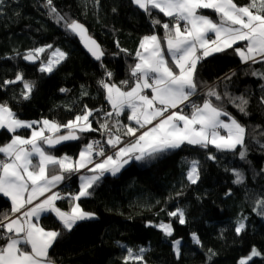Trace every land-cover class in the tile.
<instances>
[{"label":"trees","instance_id":"1","mask_svg":"<svg viewBox=\"0 0 264 264\" xmlns=\"http://www.w3.org/2000/svg\"><path fill=\"white\" fill-rule=\"evenodd\" d=\"M44 3L45 0H3L0 6V86L5 80H14L17 72H21L25 80L35 82V89L27 101L20 98L22 83L0 87V103L7 101L19 119L38 121L47 118L62 124L74 119L85 105L90 109H101L90 117L92 127L97 131L78 132L80 139L56 148L41 144L50 153L76 157L81 147L98 138L109 151L112 148L106 142L110 135H120L122 141L130 138L123 134L126 129L118 131L112 127L114 121L119 119L121 125L130 122L125 112L118 118L115 114L111 118L103 116L112 109L97 82L108 81L107 69L113 74L108 82L124 89L130 87V65L137 62L135 53L141 38L152 34L163 38L164 29L159 25L153 27L152 17L131 0H53L61 16L67 21L83 24L104 50L101 61H94L82 49L79 38L65 29L64 22L58 24L49 16ZM235 3L247 5L249 0H235ZM201 11L216 19L212 10ZM152 16L162 23L170 19L158 10H153ZM46 45H52V49L46 48L38 63L31 65L23 61L25 52ZM237 46L240 45L234 47ZM57 48L67 53L66 60L51 74L42 73L39 70L41 61L47 62L48 56ZM120 49H126L127 53ZM17 52L21 55L16 56ZM253 70L264 72V62L241 63L232 49L216 53L200 64L198 93L191 98L202 105L205 93L215 87L221 96L227 91L232 97L244 96L249 100L248 115H244L227 98L222 102L209 98L213 103L221 104L246 127L247 162L239 158L238 151L234 154L218 152L212 146L205 150L185 145L168 150L151 161L133 159L115 176L105 173L92 190L93 194L77 201L85 211L96 214L94 219L80 222L69 232L62 229L53 213L40 217L39 224L44 229L63 231L49 249L52 261L56 264H125L123 258L128 255V248L135 253L143 247L149 249L145 254L147 264H238L255 247L261 255L252 257L248 264H264V216L258 215L259 209L253 211L255 201L264 197V172L260 171L264 169V149L256 142L264 143V136L260 135L264 132V104L260 102L264 97L261 88L264 80L252 76ZM228 75L231 78L224 79ZM123 80H128L129 85H121ZM61 88L68 91L62 93ZM85 90L88 95L82 96ZM191 110L187 112L190 114ZM222 119L227 120V117ZM105 120L110 131L100 129ZM17 132L27 135L29 129ZM12 135L0 129V145L8 143ZM209 152L216 160L207 159ZM3 158L0 154V159ZM193 159L200 162V179L194 185L186 179L189 162ZM232 169L243 172V184L233 183L236 177ZM56 172H59L58 165L53 170ZM63 175L67 180L62 185L65 195L57 204L68 209L69 194L77 192V176L74 173ZM229 191L231 195H226ZM177 208L185 212L187 223L184 225L168 215ZM10 210L8 199L0 195V213ZM243 217H246L245 229L238 236L236 222ZM149 222L151 225L171 222L173 235L165 236ZM192 233L197 234L200 244L193 241ZM173 240L181 241L179 259L173 251ZM209 249L216 253L211 261L208 260ZM127 264L140 262L130 259Z\"/></svg>","mask_w":264,"mask_h":264},{"label":"snow or ice","instance_id":"2","mask_svg":"<svg viewBox=\"0 0 264 264\" xmlns=\"http://www.w3.org/2000/svg\"><path fill=\"white\" fill-rule=\"evenodd\" d=\"M2 3L3 0H0V6ZM131 3L152 17L153 27L159 25L164 29V37L152 34L141 38L135 53L137 62L130 65L134 86L125 90L108 82L113 74L107 69L105 75L108 81L101 79L97 83L104 90L105 99L112 109L104 112V117L111 118L115 114L118 118L125 109L130 110L127 118L138 127L121 125L119 119L114 121L112 127H116L118 131L120 128L126 129L123 134L134 142L125 143L120 135H110L106 143L115 149L113 155H106L104 144L93 141L85 145L79 153V159L75 161L67 156L57 158L46 151L41 142L52 148L64 141L80 139L78 132L97 131L92 127L90 117L101 109H90L85 105L73 120L62 124L47 118L40 121L19 119L7 101L0 103V129L13 134L8 143L0 145V154L4 157L0 159V194L11 201L10 212L0 213V241H3L0 243V264H53L49 249L63 235V231H46L40 227L41 215L54 213L62 229L69 232L80 222L94 219L96 214L85 211L77 201L82 197H90L105 173L115 176L133 159L151 161L168 150L190 145L205 150L212 146L218 152L235 154L238 151L239 158L247 162L246 127L221 104L213 103L209 98L214 97L219 102L227 98L244 115H248L249 100L244 96L232 97L227 91L221 96L215 87L209 88L205 93L202 105L194 103L191 98L198 93L200 64L216 53L232 49L240 57L241 63L264 62V0H249L247 5H238L235 0H131ZM43 6L58 24L64 22L66 30L80 37L95 60L101 61L105 52L88 35L83 24L76 20L67 21L53 5V0H45ZM208 9L215 13L216 19L201 11ZM153 10L163 13L170 18L169 21L162 23L160 19L154 18ZM238 42H245L244 48L234 47ZM117 47L119 48L118 43ZM46 48L52 49V45L30 49L23 54V59L35 63ZM120 51L127 53L126 49ZM15 55L21 54L17 52ZM66 58L67 53L57 48L48 56L47 62L41 61L39 70L51 74ZM250 74L264 80V72L253 70ZM231 75L224 79H230ZM17 82L23 85L20 98L29 100L35 89V82L25 80L23 74L17 72L15 79L5 80L3 86ZM120 83L129 85L128 80ZM261 88L264 90V85ZM145 89H150L151 95L145 94ZM60 91L63 93L68 90L61 88ZM81 95L86 96L88 93L85 90ZM260 102L264 104V97H261ZM181 106L191 107V113L186 114ZM222 117H227V120ZM18 129H32L31 135L21 136L17 133ZM61 129H67V133L59 134ZM100 129L110 131L107 120L100 124ZM141 129L145 130L141 132ZM219 129H224L227 135H222ZM260 135L264 136V132H260ZM253 139H256L255 136ZM256 142L264 149V143L259 140ZM94 153L103 159L94 162ZM34 157L39 158L38 163H34ZM207 159L216 160V156L209 152ZM89 164L93 166L89 168ZM57 165L60 174H53ZM189 165L186 179L194 185L200 179V162L193 159ZM83 168H87L93 175L80 177L82 182L79 191L69 194L70 209L63 211L57 207L56 201L64 196L52 189L66 179L63 173H76ZM260 171L264 172V169ZM232 172L236 177L233 183L243 184V172L237 169H232ZM45 193L50 194L39 199ZM226 195H231V192ZM255 205L253 211L259 209L258 215L264 216V197L258 198ZM168 215L176 218L180 225L187 223L183 209L177 208ZM245 219L243 217L236 222L235 233L238 236L245 229ZM151 226L159 228L165 236L173 235L171 222ZM192 239L197 244L201 243L196 233H192ZM180 243V240L172 242L178 259L181 255ZM25 245L30 246V251ZM148 251L149 249L141 247L134 253L132 248H128V255L123 258L125 264L130 259L147 264L145 254ZM208 253V260L211 261L216 253L212 249ZM259 255L261 253L253 247L249 256L242 258L238 264H248L252 257Z\"/></svg>","mask_w":264,"mask_h":264},{"label":"crops","instance_id":"3","mask_svg":"<svg viewBox=\"0 0 264 264\" xmlns=\"http://www.w3.org/2000/svg\"><path fill=\"white\" fill-rule=\"evenodd\" d=\"M182 22L183 21H181V24H182ZM213 35V38H215L214 37V34H212ZM237 45H240L239 47H241V48H244V45H245V42H238V44ZM164 47H165V50H166V44L164 45ZM240 58V57H239ZM169 59H170V57H169ZM257 59H259V58H257ZM174 67V66H173ZM132 84H131V86H134V80H133V78H132V82H131ZM117 86H119V85H117ZM130 86V87H131ZM125 90H127V89H125ZM144 92H145V94H147V95H151V90L150 89H145L144 90ZM170 111H172V110H170ZM192 111V110H191ZM125 114H126V117H128V114H130V110H128V109H125ZM124 112H123V114H124ZM186 114H189L187 111H184ZM191 113V112H190ZM121 115H122V113H121ZM128 119V118H127ZM42 120V119H41ZM50 120V119H49ZM73 120V119H72ZM38 121H40V120H38ZM130 122V124H128L129 126H132V127H138V125H136L135 124V122L134 121H129ZM155 123V122H154ZM40 126H42V125H40ZM34 127H37V126H34ZM150 127V126H149ZM19 130V129H18ZM17 130V131H18ZM145 129H141L140 131L142 132V131H144ZM31 131H32V129H29V132H28V134L27 135H21V134H19L18 132V134L19 135H21V136H24V137H29L30 135H31ZM63 131V133L65 132V134L67 133V129H61V131L60 132H62ZM218 131H220V133H223L224 132V134L225 135H227V132L224 130V129H219ZM47 134V133H46ZM139 134V133H138ZM223 135V134H222ZM132 138H129V139H127V140H125L124 142L125 143H132V142H134L133 141V139L131 140ZM72 141V140H71ZM66 142H70V141H64V142H62V144H64V143H66ZM42 145V144H41ZM87 145V144H86ZM42 147H43V145H42ZM85 146H83V147H81V149H80V151L84 148ZM117 147H120V145H118ZM80 151L78 152V154H77V156L76 157H73V156H70V155H68V154H53V153H50L51 155H53V156H56L57 158H60V157H65V156H67V157H70V158H72V160L73 161H75V160H77V159H79V153H80ZM114 152H115V149H112V150H109L108 151V154L107 155H113L114 154ZM33 160H34V163H38V160H39V158L38 157H34L33 158ZM89 167H92L93 165H91L90 166V164L88 165ZM53 174H60V172H56V173H53ZM91 175H93V173L92 172H89L88 170H87V168H83V169H81L79 172H76V173H74V176H77V186H78V188H77V192L79 191V186H80V184H81V179H80V177L81 176H91ZM59 185V184H58ZM57 185V186H58ZM56 186V187H57ZM56 187L54 188V189H52V191H54L55 189H56ZM50 193H45V196L44 197H40L39 199H44V198H46V196L47 195H49ZM0 195H2L3 196V194H0ZM6 199H8L7 197H5ZM8 201H9V203H10V209H11V201L8 199ZM36 202H38V201H34V203H36ZM78 203V202H77ZM56 205H57V207H59L58 206V204H57V201H56ZM60 208V207H59ZM61 210H63V211H68L69 209H70V207L68 208V209H62V208H60ZM43 214H45V213H43ZM42 214V215H43ZM54 214V213H53ZM41 215V216H42ZM55 215V214H54ZM34 222H36L35 220H34ZM39 226H40V224H39ZM41 227V226H40ZM43 228V227H42ZM46 231H52V230H47V229H45ZM21 235H23V234H21ZM27 250H29L30 251V246H27V245H25L24 246ZM53 264H56L55 262H53Z\"/></svg>","mask_w":264,"mask_h":264},{"label":"water","instance_id":"4","mask_svg":"<svg viewBox=\"0 0 264 264\" xmlns=\"http://www.w3.org/2000/svg\"><path fill=\"white\" fill-rule=\"evenodd\" d=\"M70 32V31H69ZM71 33V32H70ZM88 33V32H87ZM72 34V33H71ZM72 35H74V34H72ZM89 35V34H88ZM74 36H76V35H74ZM90 36V35H89ZM76 37H78V36H76ZM92 37V36H91ZM79 38V41H80V45H81V47H82V49L88 54V56H90V58L92 59V60H94V61H97V60H95L92 56H91V54L88 52V50H87V48L84 46V42H82L81 41V39H80V37H78ZM93 38V37H92ZM87 39V38H86ZM94 39V38H93ZM23 61L25 62V63H27V64H36V63H38V60L35 62V63H30V62H27V61H25L24 59H23ZM62 144V142L60 143V144H58V145H55L54 147H52V148H56L57 146H59V145H61ZM47 146V145H46ZM48 147V146H47Z\"/></svg>","mask_w":264,"mask_h":264},{"label":"rangeland","instance_id":"5","mask_svg":"<svg viewBox=\"0 0 264 264\" xmlns=\"http://www.w3.org/2000/svg\"><path fill=\"white\" fill-rule=\"evenodd\" d=\"M182 24H183V22H182ZM182 108H183V110L184 111H187L188 109H190L191 107H186V108H184L183 106H181ZM25 121H31V120H25ZM221 134H223V135H225L224 134V132L223 133H221ZM129 139V138H128ZM132 140V139H131ZM124 142V141H123ZM126 142V141H125ZM105 147H106V145H105ZM113 149V148H112ZM112 149H110V150H112ZM105 154L107 155L108 154V151H106V149H105ZM90 166H91V164H90ZM89 167V166H88ZM90 168V167H89ZM67 181V180H66ZM65 180L64 181H62L57 187H56V189L59 187V191L61 192V194L64 196L65 194H64V192H63V190H62V185L66 182ZM54 190V192H58V190Z\"/></svg>","mask_w":264,"mask_h":264},{"label":"built area","instance_id":"6","mask_svg":"<svg viewBox=\"0 0 264 264\" xmlns=\"http://www.w3.org/2000/svg\"><path fill=\"white\" fill-rule=\"evenodd\" d=\"M93 141H100L102 144H104V147H105V143L101 140V139H98V138H93V139H91L90 141H89V143L90 142H93ZM105 149H106V147H105ZM103 159V157H99V156H96L95 155V153H94V155H93V161L95 162V161H100V160H102ZM92 165V164H91ZM60 186V185H59ZM56 190H58V192L61 194V192L59 191V187L56 189ZM62 195V194H61ZM63 196V195H62ZM9 235H11V234H9Z\"/></svg>","mask_w":264,"mask_h":264}]
</instances>
